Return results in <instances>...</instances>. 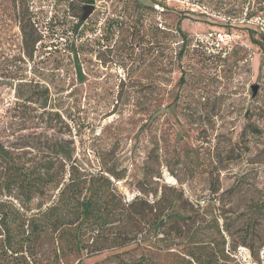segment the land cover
<instances>
[{
	"label": "rangeland",
	"instance_id": "1",
	"mask_svg": "<svg viewBox=\"0 0 264 264\" xmlns=\"http://www.w3.org/2000/svg\"><path fill=\"white\" fill-rule=\"evenodd\" d=\"M139 1L143 7L133 9L132 0H95L73 44V14L83 0H0V142L26 162L46 156L50 138L71 141L90 169L108 154L125 169L115 184L128 199L148 152H156L162 181H182L186 194L211 206H218L207 179L215 154L235 145L241 155L221 170L220 182L222 189L238 183L234 200L245 210L264 199V0ZM128 19L142 21L148 38L155 28L168 32L159 35L158 53L140 39L134 47L122 40L129 30L114 22ZM27 28L41 38L34 49L29 38L25 44ZM209 32L228 34L222 55ZM243 220L235 221L236 238ZM180 255L179 247L134 242L57 260L45 240L29 264H180ZM260 259L239 245L222 264H264V247Z\"/></svg>",
	"mask_w": 264,
	"mask_h": 264
},
{
	"label": "trees",
	"instance_id": "2",
	"mask_svg": "<svg viewBox=\"0 0 264 264\" xmlns=\"http://www.w3.org/2000/svg\"><path fill=\"white\" fill-rule=\"evenodd\" d=\"M94 2L83 0L80 14H73L77 15L70 28L73 44L85 21L81 19L82 6ZM132 2L133 9L143 7L139 0ZM159 3L167 7L165 2ZM188 11L191 9L181 14L182 19L188 17ZM114 23L121 32L129 30L122 39L129 46L134 47L140 39L137 43L147 47L148 52L158 53L159 35H168L164 29L155 28L156 36L150 33L148 38L147 28L139 20ZM180 23L176 31L184 43L187 36ZM107 25L111 29V23ZM28 38L32 49L41 39L35 30L27 28L25 44ZM261 44L264 47V38ZM218 50L217 54L222 55L226 48ZM183 51L181 47L179 57ZM240 155L241 150L235 145L225 152H216L214 168L207 179L208 189L215 196L212 203L216 200L218 206H211L207 200L201 203L186 194L182 181L178 185L162 181L156 152H148L142 176L136 180L137 194L128 199L115 184L125 177V169L108 154L98 156L99 168L90 169L74 157L71 141L50 138L46 141V156L26 162L0 142V264L34 262L38 246L45 240L51 243L57 260L72 254L93 255L134 242H150L159 248L179 247L183 254L180 264H222L239 245L260 262V250L264 247V199L250 200L243 210L234 200L238 183L222 189L220 182L221 170ZM226 191L230 195L225 199ZM241 215L244 220L236 238L232 229ZM121 264L150 261L141 258Z\"/></svg>",
	"mask_w": 264,
	"mask_h": 264
},
{
	"label": "built area",
	"instance_id": "3",
	"mask_svg": "<svg viewBox=\"0 0 264 264\" xmlns=\"http://www.w3.org/2000/svg\"><path fill=\"white\" fill-rule=\"evenodd\" d=\"M206 37L209 40L211 39V44L213 43L215 48H223L224 46L229 45V38L226 33L209 32ZM221 44H223V47L220 46Z\"/></svg>",
	"mask_w": 264,
	"mask_h": 264
},
{
	"label": "water",
	"instance_id": "4",
	"mask_svg": "<svg viewBox=\"0 0 264 264\" xmlns=\"http://www.w3.org/2000/svg\"><path fill=\"white\" fill-rule=\"evenodd\" d=\"M94 9H95V4L93 3L84 4L82 6L81 19L86 20L91 15V13L94 11ZM251 89H252V94L254 95L258 89V85L257 84L252 85Z\"/></svg>",
	"mask_w": 264,
	"mask_h": 264
}]
</instances>
